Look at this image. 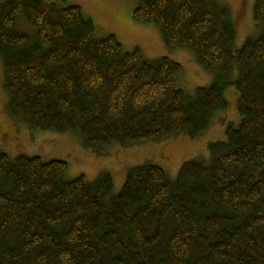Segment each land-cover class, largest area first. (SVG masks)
I'll return each instance as SVG.
<instances>
[{
	"label": "trees",
	"instance_id": "16d2710c",
	"mask_svg": "<svg viewBox=\"0 0 264 264\" xmlns=\"http://www.w3.org/2000/svg\"><path fill=\"white\" fill-rule=\"evenodd\" d=\"M134 1L132 18L156 26L169 49L193 52L215 74L210 85L188 95L179 63L96 38L77 5L0 0L10 114L33 131L73 134L98 156L204 136L229 88L239 123L209 144L207 163L184 162L174 180L139 165L117 193L110 174L69 180L64 160L0 152V264H264V0L253 4L257 35L237 49L218 0Z\"/></svg>",
	"mask_w": 264,
	"mask_h": 264
},
{
	"label": "rangeland",
	"instance_id": "374dc122",
	"mask_svg": "<svg viewBox=\"0 0 264 264\" xmlns=\"http://www.w3.org/2000/svg\"><path fill=\"white\" fill-rule=\"evenodd\" d=\"M218 1L229 9L234 21L237 31L235 49L247 38L257 35L258 30L253 19L254 0ZM60 4L79 6L93 20L96 38L113 34L125 51L137 48L142 52L143 58L149 61L167 57L179 63L183 69L180 84L188 95H193L196 88L208 86L214 81L215 74L205 71L198 64L193 52L188 49H169L162 41L156 26L132 18L134 0H61ZM17 24L21 32L32 31L34 34V28L22 17L18 18ZM225 91L227 107L216 112L214 125L204 136L196 139L182 136L129 148L113 146L105 155L98 156L84 148L79 138L73 134L37 132L17 121L8 109L0 60V152L11 158L23 154L39 156L44 161L64 160L67 163L66 178L69 180L83 176L92 181L102 174H110L115 193L124 184L127 172L143 164L161 167L170 180H174L184 162L198 160L207 163L210 159L209 144L225 141L226 125L239 123L235 89L229 88Z\"/></svg>",
	"mask_w": 264,
	"mask_h": 264
},
{
	"label": "bare ground",
	"instance_id": "6f19581e",
	"mask_svg": "<svg viewBox=\"0 0 264 264\" xmlns=\"http://www.w3.org/2000/svg\"><path fill=\"white\" fill-rule=\"evenodd\" d=\"M3 120V119H2Z\"/></svg>",
	"mask_w": 264,
	"mask_h": 264
}]
</instances>
